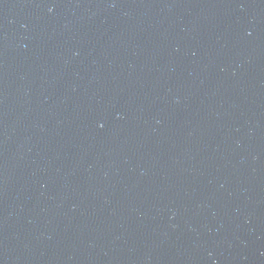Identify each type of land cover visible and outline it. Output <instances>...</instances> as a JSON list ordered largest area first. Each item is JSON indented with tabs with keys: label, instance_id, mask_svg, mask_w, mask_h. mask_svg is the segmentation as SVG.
<instances>
[{
	"label": "water",
	"instance_id": "obj_1",
	"mask_svg": "<svg viewBox=\"0 0 264 264\" xmlns=\"http://www.w3.org/2000/svg\"><path fill=\"white\" fill-rule=\"evenodd\" d=\"M0 264H264V0H0Z\"/></svg>",
	"mask_w": 264,
	"mask_h": 264
}]
</instances>
